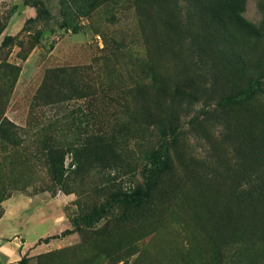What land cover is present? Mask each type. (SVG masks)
Here are the masks:
<instances>
[{
  "label": "rangeland",
  "instance_id": "374dc122",
  "mask_svg": "<svg viewBox=\"0 0 264 264\" xmlns=\"http://www.w3.org/2000/svg\"><path fill=\"white\" fill-rule=\"evenodd\" d=\"M45 1L0 0V64L20 68L6 116L53 128L66 181L38 161L23 190L7 185L0 255L20 257L0 264H264V0H101L78 34L61 26L62 0ZM55 69H79L93 88L44 104ZM254 79L249 102L218 106ZM88 134L101 148L91 160L77 152ZM163 140L171 168L143 206L123 205L147 189Z\"/></svg>",
  "mask_w": 264,
  "mask_h": 264
},
{
  "label": "trees",
  "instance_id": "16d2710c",
  "mask_svg": "<svg viewBox=\"0 0 264 264\" xmlns=\"http://www.w3.org/2000/svg\"><path fill=\"white\" fill-rule=\"evenodd\" d=\"M24 5L31 7L46 8L45 0H23ZM101 0H62V27L72 30L75 34L81 32V26L76 24L77 18L89 16L98 6ZM228 12L232 19L248 24L247 20L240 14L239 6L229 3ZM11 37H6L3 46L8 45ZM20 73V68L9 62L2 60L0 64V184L4 185L0 201L8 198L7 185L15 186L16 190H23L27 179L31 180L32 165L38 161L43 162L52 181L63 187L65 179V155L68 146L63 141L54 139L53 128L51 126L35 127L30 130L21 127L11 121L6 116V107L11 94L14 91ZM87 80L84 73L79 69H55L49 70L44 83L40 88L37 100L41 99L44 104L58 103L66 101L74 95L82 96L87 91ZM93 86L90 87L92 89ZM261 90L260 79H254L249 86L238 94L225 97L218 102L219 107L228 108L249 102L253 96ZM70 93L72 95H70ZM39 100V101H41ZM99 138V137H98ZM31 143L32 146L28 147ZM71 148V146H69ZM82 151L86 160L92 157L97 158L101 152L100 144L95 141L94 135H86L84 145L78 151ZM34 151V153H31ZM151 168L146 176L147 189H140L134 194L123 193L119 199L123 205L140 207V204L147 197L149 189L157 184L160 177L172 166L170 156V143L163 140L159 147L150 154ZM2 157V158H1ZM23 183V184H22ZM22 184V185H20ZM20 185V186H19ZM139 203V204H136ZM3 214L0 215V219ZM101 219L100 211L92 212L87 216V223L93 225ZM28 258L23 259L20 264H28Z\"/></svg>",
  "mask_w": 264,
  "mask_h": 264
},
{
  "label": "crops",
  "instance_id": "0c3cea01",
  "mask_svg": "<svg viewBox=\"0 0 264 264\" xmlns=\"http://www.w3.org/2000/svg\"><path fill=\"white\" fill-rule=\"evenodd\" d=\"M8 213V212H7ZM7 213L6 214H4V216L0 219V223H2L3 221H4V219L6 218V215H7ZM12 244V243H11ZM6 249L7 250H5V252H4V250H3V252H2V254L0 255V259H4V260H7V262L6 263H10V259H11V254H10V252H12V253H15V255L16 256H19L20 257V255H19V252H18V250H17V248H14L13 250H12V248L10 247V246H6ZM14 255V254H13ZM8 258H10V259H8ZM10 260V261H9ZM11 264H14V263H11Z\"/></svg>",
  "mask_w": 264,
  "mask_h": 264
},
{
  "label": "built area",
  "instance_id": "2783aa9c",
  "mask_svg": "<svg viewBox=\"0 0 264 264\" xmlns=\"http://www.w3.org/2000/svg\"><path fill=\"white\" fill-rule=\"evenodd\" d=\"M98 39H99V40H101V37H100V36H98Z\"/></svg>",
  "mask_w": 264,
  "mask_h": 264
}]
</instances>
